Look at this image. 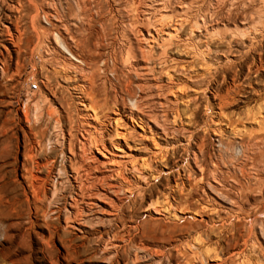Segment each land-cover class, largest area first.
Returning <instances> with one entry per match:
<instances>
[{
    "label": "rangeland",
    "instance_id": "374dc122",
    "mask_svg": "<svg viewBox=\"0 0 264 264\" xmlns=\"http://www.w3.org/2000/svg\"><path fill=\"white\" fill-rule=\"evenodd\" d=\"M46 12L56 23L61 13L70 20H113L105 29L72 27L75 38L85 40L92 67L104 61L115 67L94 73V89L79 92L54 73L61 58L56 46L66 50L57 34L50 43L41 34ZM155 16L175 32L172 38L163 32L145 38ZM132 18L140 22L132 25ZM138 26L145 37L132 32ZM122 30H131L129 69L127 49L119 46ZM59 31L71 41L65 26ZM103 31L94 56L89 48ZM34 80L38 89L32 92ZM115 98L125 113L134 111L136 122L121 116L117 130L129 134L126 144L121 139L122 149H115L106 140L102 153L90 142L96 133L88 114L96 112L99 122L117 117ZM263 107L264 0H0V264H110L117 249L125 250L117 264H132L135 256L139 264H264ZM110 157L127 168L124 178L112 174L114 163L105 162ZM27 166L47 190L42 204L32 199ZM76 173L81 189L74 187ZM70 196L82 212L74 221H66L74 212Z\"/></svg>",
    "mask_w": 264,
    "mask_h": 264
},
{
    "label": "bare ground",
    "instance_id": "6f19581e",
    "mask_svg": "<svg viewBox=\"0 0 264 264\" xmlns=\"http://www.w3.org/2000/svg\"><path fill=\"white\" fill-rule=\"evenodd\" d=\"M81 1V0H80ZM122 1H124V0H122ZM82 3V2H81ZM84 3V2H83ZM129 3V2H128ZM86 4V3H85ZM102 4V3H101ZM137 4V3H136ZM79 3H78V6H76L77 8L79 7ZM130 5V4H129ZM138 5V4H137ZM81 6V5H80ZM85 6H87V5H85ZM89 6V5H88ZM101 6V5H100ZM131 6V5H130ZM130 6H128L127 8H129ZM134 6H136V5H134L133 4V7ZM84 7V6H83ZM90 7V6H89ZM88 7V8H89ZM132 7V8H133ZM57 8V7H56ZM98 8V7H97ZM136 9V8H135ZM204 9V8H203ZM202 9V10H203ZM57 10V9H56ZM59 10V9H58ZM57 10V11H58ZM99 10H100V8H99ZM99 10H97L96 9V11H98L99 12ZM127 9H125V11H126ZM231 10V9H230ZM84 11H85V9H84ZM129 13H130V10H127ZM126 11V12H127ZM80 12V11H79ZM86 12V11H85ZM88 12L90 13V11L88 10ZM88 12H86V14L88 13ZM95 12V11H94ZM200 12V11H199ZM241 12V11H240ZM84 13V12H83ZM92 13V14H91ZM90 14L91 15H93V12H91ZM45 14V13H44ZM58 14H59V12H58ZM62 15H61V17H58V21H57V23L55 22V21H53V19H51L50 17H49V13L47 14V12H46V14H45V18H46V20H47V22H48V25H46L43 29H42V32H41V34L43 35V37L45 38V40L46 41H48L49 43L51 42V39H52V35L53 36H55V34H57L56 35V38H55V40H57L58 42H60L61 43V45L63 46V48L66 50V53H68V56H67V54L65 53V51H63L62 49H60L59 48V46H56V49H57V52L59 53V55H60V57L61 58H59V60H57V62H56V64H57V67H58V69L57 70H55V72L54 73H56L60 78H61V81L62 82H64V85L65 86H69V85H73V88L75 89V88H77V89H79V92H82V93H85L86 91H87V89H94V87H92L91 85H92V83L94 82L93 81V76H94V73L97 71V70H102L103 72H107L108 70H115V67L114 66H112V67H110L109 65H108V63L106 62V61H104V62H102V63H100V64H102V65H97L96 66V68L95 67H92V65H91V62H89L90 60H91V58H89V56L84 52V49H83V47L85 46V40H83L82 38H75V36L73 35V31H72V27L73 26H77V28H81V27H84V28H82V29H85V28H87L88 29V27L89 28H91V27H93L95 24H98L102 29H105L109 24H111L112 23V19H108V20H106L105 18L103 19V18H98V19H96V18H83V17H77V16H75L73 19L71 18V20L70 19H67L66 17L67 16H65V18L63 17L62 18V16H63V13H61ZM78 14V13H77ZM98 14V13H97ZM99 14H100V12H99ZM96 15V14H95ZM126 15H128V14H126ZM161 15V14H160ZM160 15H159V18H160ZM261 15H263V14H261ZM79 16V15H78ZM81 16V15H80ZM84 16V15H83ZM135 16H136V14H135ZM137 16H138V14H137ZM195 16V15H194ZM86 17V16H85ZM91 17V16H90ZM202 17V16H201ZM206 17V16H205ZM69 18V17H68ZM148 18V17H147ZM156 18V16L154 17V19ZM161 18H162V16H161ZM164 18V17H163ZM212 18V17H211ZM150 18H148V20H149ZM157 19V18H156ZM178 19V18H177ZM151 20V19H150ZM165 20V19H164ZM205 20V19H204ZM206 20H207V18H206ZM70 21H71V23H70ZM114 21H116V22H119V21H121L120 19H118V18H116ZM128 21L129 22H132V25H133V23H138V22H140V19H134V18H132V19H128ZM153 21V20H152ZM178 21H180V20H178ZM182 21V20H181ZM200 21V20H199ZM125 22V21H124ZM142 22V21H141ZM168 22V21H167ZM193 22V21H192ZM205 22V21H204ZM209 22V21H208ZM149 23V24H148ZM148 23H147V25H150L151 24V26L150 27H145L144 29L146 30V33H147V35L148 36H150V37H145V34H143L142 32V30H143V28H142V30L139 28V26H138V29L136 30V29H132L133 31L132 32H134V30H135V32L134 33H138V32H141L142 33V36L143 37H145V38H152V37H157V36H159V34L161 35V33L163 32V33H166L167 34V36L169 37V38H172L173 37V35H174V33H173V35H172V33H171V31H168V30H165V21H163L162 19H157V20H155V21H153V22H151V21H148ZM196 23H197V21H196ZM200 23V22H199ZM116 24V23H115ZM171 24V23H170ZM169 24V25H170ZM178 24V23H177ZM180 25L182 24L181 22L179 23ZM193 24V23H192ZM204 24H207V23H204ZM213 24V23H212ZM65 26L66 27V32H67V34L69 35L68 37H69V39L71 40V41H68L66 38L64 39V40H62V34H60L59 32V27L60 26ZM132 25L130 24V26L132 27ZM197 27H198V29H200V26L198 25V24H195ZM115 26V25H114ZM194 26V25H193ZM98 27V26H97ZM116 27V26H115ZM173 28L174 27H176V26H172ZM192 27V26H191ZM130 28V27H129ZM194 28V27H193ZM258 28V27H257ZM86 29V30H87ZM95 29V28H94ZM127 29V28H126ZM170 29V28H169ZM248 29H250V28H248ZM92 30V29H91ZM115 30H117V29H115ZM172 30V29H171ZM204 30V29H203ZM260 30H262V29H260ZM128 31V32H127ZM122 30V38H121V40H119V46L121 47V49L123 50V49H127V52H126V62L124 63V65H125V67L127 68V69H129V67L132 65V63H133V61L131 60V59H133V57H134V55L132 54V48L131 47H133V44H132V41H131V39L129 38V33H130V31L131 30ZM175 31V30H174ZM177 31H178V29H177ZM206 31H207V29H206ZM254 31H255V28H254ZM258 31V30H257ZM257 31H255L256 33H257ZM64 32V31H63ZM87 31H85V33H86ZM101 32V31H100ZM105 31H103V33L102 34H100V33H97L94 37V42H93V47H90L89 48V50H91V48H92V51H93V55L95 56H98V54H100V50L99 49H101L102 48V46H103V40H104V38L106 37L105 36V33H104ZM201 32V31H200ZM231 32V31H230ZM253 32V31H252ZM261 32V31H260ZM259 32V33H260ZM140 33V34H141ZM205 33V32H204ZM240 33H241V35L242 36H244L245 35V32H241L240 31ZM247 33V32H246ZM262 33H263V31H262ZM121 34V33H120ZM235 34V33H234ZM239 34V33H238ZM247 34H249V33H247ZM60 35V36H59ZM80 35V34H79ZM88 35V34H87ZM86 35V36H87ZM134 35V34H133ZM139 35V34H138ZM137 34H136V36H138ZM165 35V34H164ZM176 35H177V32H176ZM192 35V34H191ZM240 35V36H241ZM254 35V34H253ZM66 36V35H65ZM135 36V37H136ZM166 36V35H165ZM252 36V35H251ZM256 36V35H255ZM254 36V37H255ZM120 37V36H119ZM133 37V36H132ZM143 37H141V38H143ZM176 37H178V36H176ZM257 37V36H256ZM158 38V37H157ZM162 38H163V36H162ZM167 38V37H166ZM222 38V37H221ZM245 38V37H244ZM250 38V37H249ZM120 39V38H119ZM135 39V38H134ZM185 39V38H184ZM192 39V38H191ZM223 39H224V37H223ZM222 39V40H223ZM246 39V38H245ZM254 39V38H253ZM110 40V39H109ZM113 40V39H112ZM136 40V39H135ZM139 40V39H138ZM141 40H143V39H141ZM147 40V39H146ZM154 40H155V38H154ZM153 39H152V41H154ZM168 40V39H167ZM171 40V39H170ZM169 40V41H170ZM187 40V39H186ZM185 40V41H186ZM144 41V40H143ZM148 42L147 43H149V40H147ZM180 41H182V39L180 40ZM191 41V40H190ZM240 41H242V40H240ZM257 41V40H256ZM92 42V41H91ZM113 42V41H112ZM168 42V41H167ZM193 42V41H192ZM229 42H230V40H229ZM133 43H136V42H133ZM144 43H146V41L144 42ZM143 43V44H144ZM169 43V42H168ZM170 43H172V42H170ZM244 43V42H243ZM138 44H139V42H138ZM142 44V45H143ZM167 44V43H166ZM241 44V43H240ZM254 44V43H253ZM253 44H250V45H248L249 46V50H252L254 47H255V44L253 45ZM149 46H150V44H148ZM152 45V44H151ZM191 45V44H190ZM206 46H205V48H207V44H205ZM55 46V45H54ZM114 46V45H113ZM147 46V45H146ZM169 46V45H168ZM185 46H187V44L185 45ZM51 47V46H50ZM138 47V46H137ZM142 47V46H141ZM150 47H152V46H150ZM189 47V46H188ZM209 47V46H208ZM53 48V47H52ZM52 48H50V49H52ZM187 48V47H186ZM185 48V50H187ZM205 48H203V50H202V53H205V51L207 50V49H205ZM256 48V47H255ZM56 49L54 50V49H52L53 51H56ZM142 49V48H141ZM143 49H144V47H143ZM191 49V48H190ZM227 49V48H226ZM247 49H248V47H247ZM113 48L111 49V51H110V49H109V51L110 52H113ZM121 50V51H122ZM140 50V49H139ZM200 50V51H201ZM136 51V50H135ZM145 51H143V53H144ZM253 52V51H252ZM109 53V52H108ZM107 53V54H108ZM120 53V52H119ZM124 53V52H123ZM140 53V52H139ZM206 53H208V52H206ZM55 54V53H54ZM142 54V53H141ZM188 54V53H187ZM57 55V54H56ZM107 56V55H106ZM111 56V55H110ZM149 56V55H148ZM151 56V55H150ZM103 57V56H102ZM119 57V56H118ZM140 57V56H139ZM138 57V58H139ZM147 57V56H146ZM57 58V59H58ZM108 58H109V56H108ZM150 58V57H149ZM229 58V57H228ZM112 59L113 60H115V57L114 56H112ZM102 60H103V58H102ZM120 60V59H119ZM145 60V59H144ZM148 60H150V59H148ZM160 60V59H159ZM109 61H110V59H109ZM262 61V60H261ZM113 62V61H112ZM111 62V63H112ZM115 62V61H114ZM228 62V61H227ZM123 63V62H122ZM193 63V62H192ZM54 64V63H53ZM145 64H148V63H145ZM185 64V63H184ZM119 65V64H118ZM143 66H145V65H143ZM146 66H148V65H146ZM153 66V65H152ZM176 66V65H175ZM149 67V66H148ZM185 67V66H184ZM123 68V67H122ZM135 68V67H134ZM143 68H146V67H143ZM155 68V67H154ZM161 68V67H160ZM124 69V68H123ZM138 69V68H137ZM173 69V68H172ZM175 69V68H174ZM126 70V69H125ZM132 70V69H131ZM147 70V69H146ZM149 70H150V68H149ZM184 70V69H183ZM54 71V70H53ZM134 72L135 73H137L135 70H134ZM150 72V71H149ZM101 73V72H100ZM127 73V72H126ZM138 73H139V71H138ZM110 74V73H109ZM115 74V73H114ZM57 75H55V76H57ZM106 75V74H105ZM125 75V74H124ZM130 75H131V73H130ZM137 75V74H136ZM54 76V77H55ZM122 76V75H121ZM50 77V76H49ZM48 77V78H49ZM169 77H171L170 75H169ZM123 78V77H122ZM121 78V79H122ZM115 79V78H114ZM113 79V80H114ZM128 79V78H127ZM99 80V79H98ZM124 80V79H123ZM81 81V82H80ZM110 81V80H109ZM99 82V81H98ZM129 82H130V79H129ZM128 81H126L123 85L125 86V90H126V92L128 93V94H130L129 93V88H128V86H129V83ZM74 83H76V84H74ZM97 83V82H96ZM109 83V82H108ZM111 83V82H110ZM137 83V82H136ZM139 84V83H138ZM62 85V84H61ZM101 85V84H100ZM107 85V84H106ZM114 85V87H113V90L116 92L115 94H117V89H116V85L115 84H113ZM124 86H123V88H124ZM171 86V85H170ZM70 87V86H69ZM96 87V86H95ZM136 87V86H135ZM167 87H169V86H167ZM71 88V87H70ZM120 88V87H119ZM180 88V87H179ZM108 89V88H107ZM169 88H167V90H168ZM109 90V89H108ZM89 91V90H88ZM94 91V90H93ZM119 91V90H118ZM169 91V90H168ZM92 92V91H91ZM78 93V92H77ZM89 94V96L87 95V97H88V100H89V98H91L90 97V93H88ZM137 94V93H136ZM166 94V93H165ZM123 95V94H122ZM138 95V94H137ZM78 96H79V94H78ZM101 96V95H100ZM221 96H222V94H221ZM104 97V96H103ZM124 97V96H123ZM78 98V97H77ZM122 98V97H121ZM120 98V99H121ZM140 98V97H139ZM234 98V97H233ZM81 99H83V98H81ZM104 99V98H103ZM123 99V98H122ZM142 99V98H141ZM225 99V98H224ZM83 100H85V99H83ZM98 100V99H97ZM124 100V99H123ZM134 100V99H133ZM221 100H223V99H221ZM229 100V99H228ZM79 101V100H78ZM118 100L115 98L114 99V106H115V110H113L114 112H116V114L118 115L117 117H109V118H107L105 121H100L99 122V117H98V115H97V113L96 112H93V114L91 115V114H88V115H90V117H92V120L94 121V124H92L93 126H92V130H93V132H95L96 134L93 136H91V137H93V138H91V144H92V146L94 147V149H96V150H98V151H100V152H102L103 153V150H105L106 148H107V145H106V143L105 142H107V141H109V143H110V146L111 147H115V149L116 148H119L120 147V145L122 144L123 145V142L126 144V141H125V139H126V137L127 136H129V134H127V132H126V130L125 131H122V130H117V128H118V126H117V122H119V118L121 117V116H123V115H125V116H129V121L132 119L133 120V122H136L135 121V118H134V116H133V112L134 111H130L129 113H125V110L123 109V107L122 108H120L119 107V104H118V102H117ZM141 101V100H140ZM225 101V100H224ZM226 102V101H225ZM229 102V101H228ZM109 103V102H108ZM80 105H84V107H86V106H88L87 104H85L84 102H82V101H80ZM111 105V104H110ZM113 105V104H112ZM263 106V105H262ZM224 107V106H223ZM261 107V106H260ZM87 108H89V106L87 107ZM131 109H134V108H132V107H130ZM136 108H138L136 105H135V109ZM264 108V107H263ZM112 109H114V108H112ZM130 110V109H129ZM137 110V109H136ZM143 110V109H142ZM141 110V111H142ZM253 111V110H252ZM137 112V111H136ZM167 112V111H166ZM257 112V111H256ZM255 112V113H256ZM263 112V111H262ZM141 113V112H140ZM249 113V112H248ZM250 114V113H249ZM87 115V114H86ZM251 115V114H250ZM254 115V114H253ZM257 115V114H256ZM255 115V116H256ZM106 116V115H105ZM145 116H146V114H145ZM150 117V116H149ZM252 117V116H251ZM254 117V116H253ZM143 118V117H142ZM148 118V117H147ZM231 118V117H230ZM261 118V117H260ZM237 119V121H239L238 120V118H236ZM249 119V118H248ZM229 120V119H228ZM175 121V120H174ZM128 122V121H127ZM146 122V121H145ZM173 122V121H172ZM143 123V122H142ZM228 123H229V121H228ZM232 123V122H231ZM145 124V123H144ZM147 124H148V122H147ZM146 124V125H147ZM172 124V123H171ZM236 125V124H235ZM163 126V125H162ZM130 127V126H129ZM135 127H136V125H135ZM145 127V126H144ZM134 128V127H133ZM123 129H126V128H123ZM135 129V128H134ZM91 130V131H92ZM129 130H133L132 128L131 129H129ZM128 130V131H129ZM150 130V129H149ZM175 130V129H174ZM235 130V129H234ZM167 131V130H166ZM87 132V131H86ZM88 132L90 133V131L88 130ZM133 132V131H132ZM152 132V131H151ZM150 132V133H151ZM154 132V131H153ZM139 134V133H138ZM152 134V133H151ZM135 135V134H134ZM140 135V134H139ZM153 135V134H152ZM81 136L84 138V135L83 134H81ZM147 136V135H146ZM87 137V135H85V138ZM132 137H134V136H132ZM136 138V137H135ZM147 138V137H146ZM90 139V138H89ZM121 139H122V141L123 142H121ZM137 139V138H136ZM142 139V138H141ZM107 140V141H106ZM131 140H133L132 138H131ZM139 140V139H138ZM153 140V139H152ZM79 141H81L82 142V140H80L79 139ZM84 141V140H83ZM87 141V140H86ZM89 141V140H88ZM128 141V140H127ZM135 142V141H134ZM151 142V141H150ZM153 142V141H152ZM91 144H90V146H91ZM80 146H82V145H80ZM87 146H89V145H87ZM154 146H155V143H154ZM37 147V146H36ZM125 147H127V146H125ZM130 147V146H129ZM203 147V146H202ZM121 149H122V147H120ZM111 149V148H110ZM130 149H131V147H130ZM139 149V148H138ZM158 149V148H157ZM160 149V148H159ZM199 149V148H198ZM120 150V149H119ZM201 150V149H200ZM30 151V150H29ZM37 151V150H36ZM160 151V150H159ZM109 152V151H108ZM124 152V151H123ZM101 153V154H102ZM160 153V152H159ZM201 153V152H200ZM33 154V153H32ZM111 154H113V153H111ZM125 154V153H124ZM126 154H128V152L126 153ZM153 154H155V153H153ZM30 155V154H29ZM35 155V154H34ZM118 156H119V154H117ZM131 155V154H130ZM157 155V154H156ZM196 155V154H195ZM105 156V155H104ZM164 156V155H163ZM122 157V156H121ZM126 157V156H125ZM156 157V156H155ZM160 157V156H159ZM114 159H115V157H113ZM112 157H110V158H108L107 160H105V162H108V163H114V166H112V167H110L111 168V172H112V174L113 175H115L116 177H119V178H124V172H125V168L126 167H124L123 165L121 166V165H118V159L116 160L117 162V164L115 163V160L113 159ZM118 158V157H117ZM150 158V157H149ZM161 158V157H160ZM28 159H31V158H29L28 157ZM36 159V158H35ZM144 159V158H143ZM126 160V159H125ZM124 160V161H125ZM155 160V159H154ZM156 160H157V157H156ZM32 161V160H31ZM130 161V160H129ZM131 161H132V159H131ZM36 162V161H35ZM103 162V161H102ZM149 162V161H148ZM151 162V161H150ZM52 163V162H51ZM50 163V164H51ZM134 162H132L131 164H133ZM46 164V163H45ZM123 164V163H122ZM144 164V163H143ZM41 165H42V163H41ZM41 165H40V168H41ZM112 165V164H111ZM125 165V164H124ZM138 165V164H137ZM26 166V165H25ZM126 166V165H125ZM49 167V166H48ZM132 167L134 168V170L136 169L135 168V166H133L132 165ZM147 166H145L144 168H146ZM33 168V167H32ZM31 167H26V168H24L25 169V172H24V178L26 179V181H27V183H28V187L30 188V191H31V196H32V199L35 201V202H41V204H42V202H44V200H46V193H47V190L42 186V185H40L41 183H39V184H37V181H38V179H39V177L36 175V170L33 172V169H32ZM35 168V167H34ZM45 168V167H44ZM53 168V167H52ZM52 168H51V170H52ZM133 168H131V169H133ZM36 169V168H35ZM39 169V168H38ZM37 169V170H38ZM50 169V168H49ZM79 169H81V168H79ZM83 169V168H82ZM127 169V168H126ZM142 169V168H141ZM147 170V169H146ZM85 171V170H84ZM83 171V172H84ZM75 172V171H74ZM90 172V171H89ZM88 172V173H89ZM136 172V171H135ZM141 172V171H140ZM139 172V173H140ZM202 172V171H201ZM242 172V171H241ZM244 172V171H243ZM80 173H81V170H80ZM84 173H86V172H84ZM109 173V172H108ZM129 173V172H128ZM137 173V172H136ZM138 173V174H139ZM39 174V173H38ZM83 175V174H82ZM85 175V174H84ZM112 175V176H113ZM135 175V174H134ZM90 176V175H89ZM88 176V177H89ZM130 177H131V175H129ZM81 175H78V173H76L75 174V176L73 177V180L76 182L75 183V185L76 186H74V187H76V188H79V189H81V183H82V180L79 182V179L78 178H80L81 179ZM108 177V176H107ZM112 178V177H111ZM189 178V177H188ZM43 179V178H42ZM83 179V178H82ZM87 179V178H86ZM110 179V178H109ZM126 179V178H125ZM115 180V179H114ZM128 180V179H127ZM43 181H44V179H43ZM90 181V180H89ZM87 182V181H86ZM96 182V181H95ZM122 182V181H121ZM47 183V182H46ZM111 183V182H110ZM123 183V182H122ZM74 184V183H73ZM114 184V183H113ZM129 184V183H128ZM72 185V184H71ZM115 185V184H114ZM118 185H120V184H118ZM46 186V185H45ZM57 186V185H56ZM84 186V185H83ZM121 186V185H120ZM125 186V185H124ZM86 187H88V186H86ZM97 187V186H96ZM99 187H101V186H99ZM126 187V186H125ZM118 188H120V187H118ZM130 188V187H129ZM128 188V189H129ZM91 189V188H90ZM101 189V188H100ZM102 189H104V188H102ZM111 189V188H110ZM122 189V188H121ZM124 189V188H123ZM181 189V188H180ZM97 190V189H96ZM99 190V189H98ZM105 190V189H104ZM73 191V190H72ZM83 191V190H82ZM101 191V190H100ZM111 191H113V190H111ZM131 191V190H130ZM130 191H128V192H130ZM76 192V191H75ZM96 192V191H95ZM109 192H110V190H109ZM61 193V192H60ZM74 193V192H73ZM87 193H89V191L87 192ZM97 193V192H96ZM132 193V192H131ZM181 193V192H180ZM62 194V193H61ZM60 194V195H61ZM76 194V193H75ZM100 194V193H99ZM98 193H97V195H99ZM71 195V194H70ZM109 195H111V194H109ZM172 195V194H171ZM76 196V195H75ZM75 196L74 197H72L71 198V196H70V199H71V201L70 202H68V206H70V207H73L74 209V212H70L71 213V215L70 216H67V220L66 221H68V219H71V221H74L75 219L76 220H78L79 219V217H81L82 216V212L79 210V208H78V201L76 200V198H75ZM87 196V195H86ZM93 196V195H92ZM91 196V197H92ZM102 196V195H101ZM101 196L99 197L100 199H101ZM59 197H61V196H59ZM59 197H57V199H59ZM89 197V196H88ZM94 197V196H93ZM106 197V196H105ZM115 197H117V196H115ZM98 198V199H99ZM63 199V198H62ZM97 199V198H96ZM107 199V198H106ZM109 199V198H108ZM112 199V198H111ZM55 201V200H54ZM178 201V200H177ZM80 202V201H79ZM114 202V201H113ZM168 202V201H167ZM31 203V202H30ZM89 203V202H88ZM87 203V204H88ZM92 203V202H91ZM110 203V202H109ZM63 204V203H62ZM168 204V203H167ZM167 204H166V206H167ZM176 204V203H175ZM45 205V204H44ZM91 205V204H90ZM43 206V205H42ZM65 206V205H64ZM92 206V205H91ZM114 207H113V209L114 210H118L119 208L117 207V206H119V205H113ZM169 206V205H168ZM167 206V207H168ZM171 206V205H170ZM56 207H58V206H56ZM87 207V206H86ZM96 207V206H95ZM164 207V206H163ZM166 207V208H167ZM173 207V206H172ZM64 208V207H63ZM88 208H90V206L88 207ZM122 208V207H121ZM120 208V209H121ZM176 208H177V206H176ZM53 209V208H52ZM119 209V210H120ZM48 210V209H47ZM47 210H43V215H46L47 214ZM89 210V209H88ZM173 210V209H172ZM52 212H56L54 209L53 210H51ZM59 211H61L60 210V207H58V210H57V212H59ZM67 211V210H66ZM90 211V210H89ZM51 212V213H52ZM85 212V211H84ZM92 212V211H91ZM115 212V211H114ZM60 213V212H59ZM120 214V213H119ZM123 214V213H122ZM54 215V214H53ZM52 215V216H53ZM84 215V214H83ZM48 216V215H47ZM46 216V217H47ZM116 216V215H115ZM45 217V216H44ZM55 217H56V215H55ZM48 218V217H47ZM46 218V219H47ZM51 218V217H50ZM50 218L49 219H47L46 221H45V223L46 224H48V222L50 221ZM83 218V217H82ZM122 218V217H121ZM97 219V218H96ZM123 219V218H122ZM121 219V220H122ZM59 220V219H58ZM56 221V220H55ZM79 222V221H78ZM82 222V221H81ZM109 222V221H108ZM69 223H70V221H69ZM72 223V222H71ZM67 224V223H66ZM124 224H126V223H124ZM52 225H54V224H52ZM116 225V224H115ZM132 225V224H131ZM51 226V225H50ZM71 226V225H70ZM82 226V225H81ZM101 226V225H100ZM128 226V225H127ZM66 227V226H65ZM64 227V228H65ZM131 228V227H130ZM119 229V228H118ZM128 229V228H127ZM126 229V230H127ZM132 229V228H131ZM120 230V229H119ZM115 231H117V230H115ZM115 233V232H114ZM129 233V232H128ZM137 233V232H136ZM117 234H118V232H117ZM64 235V234H63ZM113 235V234H112ZM101 236V235H100ZM132 237V236H131ZM65 238V237H64ZM104 238V237H103ZM112 238V237H111ZM110 238V239H111ZM109 239V240H110ZM114 239V238H113ZM117 239H119V238H117ZM126 239V238H125ZM108 240V239H107ZM142 240V239H141ZM122 241V240H121ZM129 242V241H128ZM132 242V241H131ZM140 242V241H139ZM138 242V243H139ZM108 243H109V241H108ZM136 243V242H135ZM147 243V242H146ZM106 244V243H105ZM111 245L110 246H112V245H114L112 242L110 243ZM104 245V244H103ZM115 246H116V244H115ZM142 246V245H141ZM105 247V246H104ZM118 247V246H117ZM117 247L115 248V249H117ZM147 247V246H146ZM111 248V247H110ZM138 248V247H137ZM142 248V247H141ZM143 248H145V247H143ZM149 248V247H148ZM128 249V248H127ZM150 249H151V247H150ZM108 250V249H107ZM114 250V249H113ZM125 251V250H124ZM123 251V252H124ZM147 251V250H146ZM156 251V250H155ZM158 251V250H157ZM121 253L118 249L117 250H115V257L113 256L112 257V259H111V261H110V264H117V261H119L118 260V258L120 257V256H124L125 254L124 253ZM149 253H151V251L149 252ZM159 253V252H158ZM147 254V253H146ZM161 254V253H160ZM151 256V255H150ZM155 256V255H154ZM125 257V256H124ZM162 257V256H161ZM160 257V258H161ZM142 259V258H141ZM147 259V258H146ZM153 259V258H152ZM142 260H139L138 259V257L137 256H135V258H134V260H133V262H132V264H139L140 262H141ZM153 261V260H152ZM149 262V261H148ZM119 264V263H118ZM168 264H169V262H168Z\"/></svg>",
    "mask_w": 264,
    "mask_h": 264
},
{
    "label": "built area",
    "instance_id": "2783aa9c",
    "mask_svg": "<svg viewBox=\"0 0 264 264\" xmlns=\"http://www.w3.org/2000/svg\"><path fill=\"white\" fill-rule=\"evenodd\" d=\"M28 89L32 92L36 91L38 89V83L35 80L31 81L28 85Z\"/></svg>",
    "mask_w": 264,
    "mask_h": 264
}]
</instances>
